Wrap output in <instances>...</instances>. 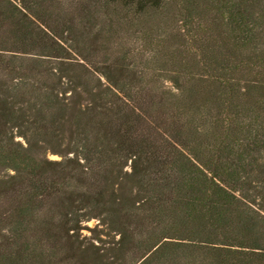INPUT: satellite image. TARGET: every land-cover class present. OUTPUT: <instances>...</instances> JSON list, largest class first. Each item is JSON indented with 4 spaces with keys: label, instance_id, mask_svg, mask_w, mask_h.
Instances as JSON below:
<instances>
[{
    "label": "trees",
    "instance_id": "trees-1",
    "mask_svg": "<svg viewBox=\"0 0 264 264\" xmlns=\"http://www.w3.org/2000/svg\"><path fill=\"white\" fill-rule=\"evenodd\" d=\"M0 264H264V0H0Z\"/></svg>",
    "mask_w": 264,
    "mask_h": 264
},
{
    "label": "rangeland",
    "instance_id": "rangeland-1",
    "mask_svg": "<svg viewBox=\"0 0 264 264\" xmlns=\"http://www.w3.org/2000/svg\"><path fill=\"white\" fill-rule=\"evenodd\" d=\"M49 157L50 158H55V159H57V158H59V156H57V155H55V154H49ZM93 222H90V224H92Z\"/></svg>",
    "mask_w": 264,
    "mask_h": 264
}]
</instances>
